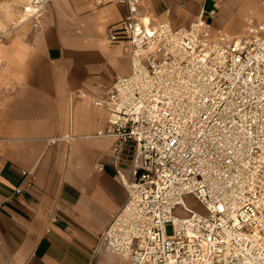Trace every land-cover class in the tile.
Masks as SVG:
<instances>
[{"label": "built area", "instance_id": "1", "mask_svg": "<svg viewBox=\"0 0 264 264\" xmlns=\"http://www.w3.org/2000/svg\"><path fill=\"white\" fill-rule=\"evenodd\" d=\"M52 1L29 0L31 15ZM109 1L127 7L107 41L128 42L131 71L92 103L109 114L99 135L120 141L116 167H130L117 168L128 199L104 250L129 264H264V20L232 36L207 21L216 1L184 27L147 23L142 0Z\"/></svg>", "mask_w": 264, "mask_h": 264}, {"label": "crops", "instance_id": "2", "mask_svg": "<svg viewBox=\"0 0 264 264\" xmlns=\"http://www.w3.org/2000/svg\"><path fill=\"white\" fill-rule=\"evenodd\" d=\"M105 1L53 0L3 59L0 264H129L102 245L128 199L117 168L130 167L122 156L116 167L120 141L99 135L109 114L92 103L131 71L128 42L107 41L127 7ZM213 1L219 9L206 18L230 24L231 10L251 0H142L141 12L152 24L184 27Z\"/></svg>", "mask_w": 264, "mask_h": 264}, {"label": "rangeland", "instance_id": "3", "mask_svg": "<svg viewBox=\"0 0 264 264\" xmlns=\"http://www.w3.org/2000/svg\"><path fill=\"white\" fill-rule=\"evenodd\" d=\"M255 3L256 0H251L248 4L245 1L241 7L231 10L230 24L228 21L220 20V17H209L207 20L214 30L232 36L242 34L249 26L256 25L262 19L264 8H257ZM27 6H30L29 0H0V75L2 71L6 72L8 69V64L3 59L16 52L18 47L16 41L36 22L34 16L25 15ZM185 202L190 208L203 212L202 205L194 197L187 196ZM179 215L182 216V213L179 212Z\"/></svg>", "mask_w": 264, "mask_h": 264}, {"label": "bare ground", "instance_id": "4", "mask_svg": "<svg viewBox=\"0 0 264 264\" xmlns=\"http://www.w3.org/2000/svg\"><path fill=\"white\" fill-rule=\"evenodd\" d=\"M28 5H29V4H28ZM32 10H33V8H32L31 6H27V8H26V10H25V11H26L25 15H26V16H27V15H31ZM145 20H146L147 23H149L148 18L145 17Z\"/></svg>", "mask_w": 264, "mask_h": 264}]
</instances>
